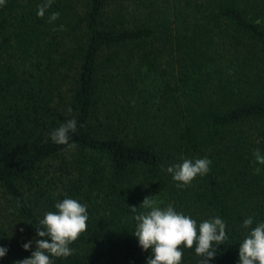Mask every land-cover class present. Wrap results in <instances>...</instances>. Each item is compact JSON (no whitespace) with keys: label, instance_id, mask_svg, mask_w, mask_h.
<instances>
[{"label":"trees","instance_id":"1","mask_svg":"<svg viewBox=\"0 0 264 264\" xmlns=\"http://www.w3.org/2000/svg\"><path fill=\"white\" fill-rule=\"evenodd\" d=\"M41 2L0 6V189L31 238L20 261L45 213L72 198L87 230L53 264H146L134 216L161 193L157 206L197 225L224 220L228 239L208 264H238L243 221L264 222L253 154L264 157V0H53L39 18ZM73 118L69 150L49 134ZM72 151L52 177L48 163ZM183 158L211 164L179 188L166 169ZM181 251V264H199L195 246Z\"/></svg>","mask_w":264,"mask_h":264},{"label":"clouds","instance_id":"2","mask_svg":"<svg viewBox=\"0 0 264 264\" xmlns=\"http://www.w3.org/2000/svg\"><path fill=\"white\" fill-rule=\"evenodd\" d=\"M6 0H0V6ZM53 0H42L38 5L37 16L43 18L46 11L51 8ZM59 12L49 14L48 23L56 21ZM71 112V109H68ZM77 121L67 120L58 128L53 129L49 136L53 143L66 145L69 150L76 147L70 143V133L76 131ZM257 161L264 163L259 150L254 151ZM211 161L207 158H198L195 161L183 158L182 163L167 167L166 171L177 182V187L183 188L191 184L197 176H204L210 171ZM148 211L136 214V228L133 236L138 240L144 251H150L146 264H181L183 258L182 248L193 249L200 257L199 264H208L217 255V247L228 239L226 235V222L219 216L197 222L184 213H178L172 204L161 208L156 204V196L145 197L139 206ZM133 213L137 207H130ZM56 211L45 213L36 230V250L29 258L15 262V264H53L51 257L67 258L73 255L70 247L82 233L87 230V208L79 201L65 198L55 204ZM253 225V218L243 221V227L250 229L247 236L239 245L238 264H264V222ZM21 231H23L21 229ZM12 235V234H11ZM11 238V237H10ZM215 245V247H214ZM32 242L23 245L29 251ZM7 253V249L0 247V258Z\"/></svg>","mask_w":264,"mask_h":264},{"label":"rangeland","instance_id":"3","mask_svg":"<svg viewBox=\"0 0 264 264\" xmlns=\"http://www.w3.org/2000/svg\"><path fill=\"white\" fill-rule=\"evenodd\" d=\"M152 106H149V108ZM158 111V107L154 106L152 109L148 110L147 114L148 116L152 115L154 112ZM146 115V114H145ZM76 151H72L68 154H66L63 158L64 160H53L48 163L50 166L52 177H59L60 166L64 167L66 163L69 165L72 164L74 161V158L77 156ZM65 164H64V163ZM55 170H57L55 172ZM66 177L58 178L57 184L53 182V186L49 193L47 194V197L49 195L58 194L59 190L61 189L62 182L65 181ZM35 194L37 196H40L39 193L35 191ZM164 201L162 194L158 193L156 195V204H162ZM6 223V229L7 234L5 236H2L3 244L0 247L6 248L7 253L3 258H0V264H15V262L20 261L21 254L19 252L20 244L23 245L31 240L29 237V233L25 226L21 223L20 220L17 219L16 212L14 210V207L11 203V200L9 197H7L2 189H0V226L4 225ZM21 229L23 231H21ZM12 234V235H11ZM11 237V238H10Z\"/></svg>","mask_w":264,"mask_h":264}]
</instances>
